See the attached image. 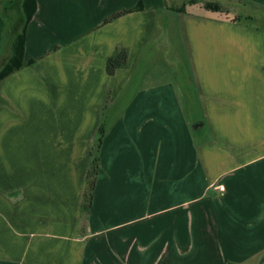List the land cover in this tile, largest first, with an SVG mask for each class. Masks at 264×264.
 <instances>
[{
  "label": "crops",
  "instance_id": "0c3cea01",
  "mask_svg": "<svg viewBox=\"0 0 264 264\" xmlns=\"http://www.w3.org/2000/svg\"><path fill=\"white\" fill-rule=\"evenodd\" d=\"M237 1L36 0L0 81V264H264V0Z\"/></svg>",
  "mask_w": 264,
  "mask_h": 264
},
{
  "label": "trees",
  "instance_id": "16d2710c",
  "mask_svg": "<svg viewBox=\"0 0 264 264\" xmlns=\"http://www.w3.org/2000/svg\"><path fill=\"white\" fill-rule=\"evenodd\" d=\"M205 7L208 10L213 11H223V8L219 4L214 3H205ZM22 13L25 18V28L22 33L15 36L12 50L9 58L0 68V81L9 75L15 73L16 71L21 70L26 67L29 63L25 61V43H26V30L27 26L30 23L36 12V0H24L21 6ZM120 15H116L113 18H117ZM1 32V28H0ZM1 41V33H0ZM128 60V52L126 49H117L115 53L109 57L107 61V73L110 76H113L118 69H121L126 66ZM99 170V158L95 157L90 172L88 174L87 189L84 196V211L89 213L92 206L93 194L95 189L96 176Z\"/></svg>",
  "mask_w": 264,
  "mask_h": 264
},
{
  "label": "rangeland",
  "instance_id": "374dc122",
  "mask_svg": "<svg viewBox=\"0 0 264 264\" xmlns=\"http://www.w3.org/2000/svg\"><path fill=\"white\" fill-rule=\"evenodd\" d=\"M181 0H178V2H180ZM224 3H225V6H227L226 8H230L231 7V5H235V4H237L238 3V5L239 6H242L243 4H240V2H238L237 0H222ZM214 4H216V3H214ZM233 8H235V6H232ZM225 7H224V9H226ZM253 16H257V15H253ZM261 18H262V16H261ZM258 19V18H257ZM250 24H254V25H261L262 24V21L261 20H259V21H257V20H255V21H253V22H250ZM262 25H264V24H262ZM168 60V59H167ZM166 60V58H164V60H161V62L159 63L160 65H162L163 67H165L166 66V64L165 63H167L168 64V66L169 67H167L169 70H170V72L172 73H174V69H173V66H171L170 65V63L169 62H171V61H167Z\"/></svg>",
  "mask_w": 264,
  "mask_h": 264
}]
</instances>
